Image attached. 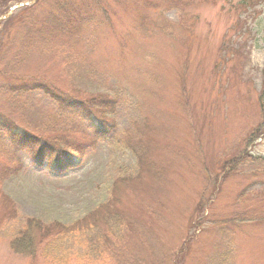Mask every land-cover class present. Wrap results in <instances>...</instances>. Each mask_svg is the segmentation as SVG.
Masks as SVG:
<instances>
[{
	"label": "rangeland",
	"instance_id": "obj_1",
	"mask_svg": "<svg viewBox=\"0 0 264 264\" xmlns=\"http://www.w3.org/2000/svg\"><path fill=\"white\" fill-rule=\"evenodd\" d=\"M52 2L0 23V117L77 165L55 176L0 133V264H264V162L236 155L264 119V0H88L73 38L40 30ZM35 82L115 97L113 131L8 90ZM104 203L38 257L9 248L23 217L69 225Z\"/></svg>",
	"mask_w": 264,
	"mask_h": 264
},
{
	"label": "trees",
	"instance_id": "obj_2",
	"mask_svg": "<svg viewBox=\"0 0 264 264\" xmlns=\"http://www.w3.org/2000/svg\"><path fill=\"white\" fill-rule=\"evenodd\" d=\"M6 1L14 0H5V2ZM77 2L78 3H75L74 0H53L52 6L57 12L53 14V12L50 11L48 15L45 14L44 19L41 20L42 24L40 30L42 29L45 32L54 31V33L60 34L64 38L80 37L83 33L87 32L92 26V22L90 21L92 16L88 0H78ZM32 21L31 23H25V21L21 23V28L19 30L21 34H25L27 30L34 25V21H37V19H32ZM37 30L39 31V28ZM37 30H35V32H37ZM28 39H30V37L26 38V40ZM36 81L39 82V80ZM38 82L29 86L23 83H16L13 87H9L8 90H12L16 96L38 90L52 102L56 110L78 118L83 123L85 122L86 128L89 131L101 135L113 131L115 124L111 122L110 115L113 114L118 103L115 97L102 93L80 97L56 89L49 83L41 82L42 84H38ZM8 95L11 96L9 93ZM12 121L13 120L8 117H0V133L5 135L13 146L21 151L27 152L31 159L36 161L39 167L52 162L48 169L55 176H60V174L76 167L77 162L72 160V154L67 156L57 148H50L42 138L35 136L27 129L16 125ZM261 128H264V119L263 122L251 132V136L244 144L242 153H236L240 160L245 156L252 161L264 162V157L254 156L247 152V150H252V139H257V133ZM236 164L237 160H233L226 164L225 168L227 171L231 172V169H235ZM105 203L98 205L94 210L84 215L82 219L74 220L69 225L62 224L56 220L45 224L38 218L23 217L19 219L20 226L18 229L13 232L14 234L8 236L9 248L15 254L28 256L30 258L38 257L40 247L47 239L53 242L57 240L62 241L64 240V238H60L62 234L69 235L79 230L81 231V229L86 231L85 229L87 228H83L82 222L96 214L99 209L104 207ZM112 222H114V220H112ZM107 237L108 234L104 233L101 235V238Z\"/></svg>",
	"mask_w": 264,
	"mask_h": 264
}]
</instances>
